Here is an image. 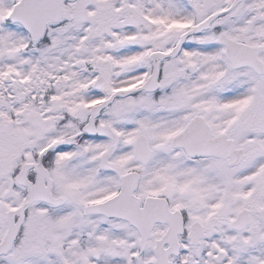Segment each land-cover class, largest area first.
<instances>
[{
    "label": "snow or ice",
    "instance_id": "1",
    "mask_svg": "<svg viewBox=\"0 0 264 264\" xmlns=\"http://www.w3.org/2000/svg\"><path fill=\"white\" fill-rule=\"evenodd\" d=\"M0 264H264V0H0Z\"/></svg>",
    "mask_w": 264,
    "mask_h": 264
}]
</instances>
